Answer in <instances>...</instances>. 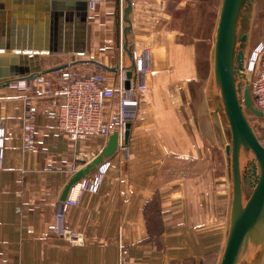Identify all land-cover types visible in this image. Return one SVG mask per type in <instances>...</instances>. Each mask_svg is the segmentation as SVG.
I'll use <instances>...</instances> for the list:
<instances>
[{"label": "crops", "instance_id": "0c3cea01", "mask_svg": "<svg viewBox=\"0 0 264 264\" xmlns=\"http://www.w3.org/2000/svg\"><path fill=\"white\" fill-rule=\"evenodd\" d=\"M256 1L253 21L264 12L258 9L264 0ZM131 3V48L137 56L149 53L150 69L126 150L119 147L108 161L100 191L82 192L78 185L71 191L79 205L68 209L64 224L80 242L60 235L56 213L70 179L102 153L108 137L71 140L57 129L48 114L54 109L47 112L49 103L43 101L36 148L25 151L24 95L11 86L1 88L6 148L0 171V264L221 263L232 182L228 155L217 148L221 126L216 123L210 134L201 113L204 106L203 113L209 112L204 95L218 93L209 62L223 0ZM116 4L100 0L90 11L86 55H66L74 58L73 70L100 72L112 88L131 65L123 50L127 25L122 20L118 29ZM25 7L35 11L39 5L25 0ZM126 7L122 0V18ZM105 111L108 125L117 102H107ZM239 264H264V241L250 239Z\"/></svg>", "mask_w": 264, "mask_h": 264}, {"label": "water", "instance_id": "95a60500", "mask_svg": "<svg viewBox=\"0 0 264 264\" xmlns=\"http://www.w3.org/2000/svg\"><path fill=\"white\" fill-rule=\"evenodd\" d=\"M33 0H31L32 3ZM127 3L121 17V2L117 0L118 29L123 22L125 42L123 50L131 61L124 67L125 86L130 88L136 79V63L129 41L132 9ZM34 11L25 7V0H0V90L18 81H33L42 75L68 68L71 64L44 69V55H75L87 53V30L90 0H36ZM255 0H223L217 27L214 53V79L221 96L223 111L229 123L231 144L226 153L231 158L233 200L231 224L220 264H239L248 241H264V146L260 143L246 111L264 118L255 108L246 80L245 45L249 36H240L243 19L251 12ZM264 45V41H263ZM119 65V63H118ZM119 67L114 69L118 72ZM0 125L3 126L2 122ZM133 123L126 125L124 145H128ZM120 134L112 133L102 151L91 163L78 171L64 188L60 201L66 202L73 188L92 175L103 163L116 155ZM250 156L248 179L251 192L245 200L246 183L242 160Z\"/></svg>", "mask_w": 264, "mask_h": 264}, {"label": "built area", "instance_id": "2783aa9c", "mask_svg": "<svg viewBox=\"0 0 264 264\" xmlns=\"http://www.w3.org/2000/svg\"><path fill=\"white\" fill-rule=\"evenodd\" d=\"M100 0H90V11L95 9ZM136 63V79L131 82L129 89L126 88V74L121 72L120 84L110 87L108 80L100 72L88 75L68 68L42 75L33 81H18L11 85L12 88L23 94L24 102V150L32 151L36 148L35 134L37 131V115L39 105L47 101V112L55 121L57 129L67 135L73 141H79L86 137H109L112 133L120 134V147L124 151V135L126 125L133 123L139 113L140 95L145 88V77L150 69V55L146 51L142 55H134ZM246 76L243 91L249 86L256 109L264 112V47L257 55L252 54L246 58L244 65ZM243 81V82H244ZM39 88L36 90V88ZM64 100L60 103L59 100ZM117 102V113L113 115L108 125L104 124L105 104ZM46 111V109H45ZM6 148V130L0 125V171L4 167ZM110 163H103L93 178L84 179L78 186L81 191L98 193L102 187L105 174ZM74 191V190H73ZM79 205V199L70 193L66 202L60 204L56 213V230L60 235L67 237L70 241L80 242L78 233L65 226V217L71 207Z\"/></svg>", "mask_w": 264, "mask_h": 264}, {"label": "rangeland", "instance_id": "374dc122", "mask_svg": "<svg viewBox=\"0 0 264 264\" xmlns=\"http://www.w3.org/2000/svg\"><path fill=\"white\" fill-rule=\"evenodd\" d=\"M255 3L252 6V10L250 13L246 15V17L243 19L239 32L240 36L242 34H247L249 36L248 42L245 45V55L246 58H250L255 51V49L258 47L260 43H263L264 41V12H259L258 19L256 21H253V11ZM264 9V6H259L258 9L262 11ZM257 10V9H256ZM215 53V52H214ZM73 57H69L66 55H44L42 58L43 67L44 69H50V67H57L61 63H71L73 61ZM210 64V77L214 79V57L213 62L212 60L209 62ZM213 67V68H212ZM81 71V70H78ZM244 81V80H243ZM242 84H245V81ZM219 93V90H218ZM217 91L211 92L210 95H204L203 102H205L208 105V114H204L203 110L206 109L207 106L202 107V113H201V121L203 123V126L205 129L210 132V134L214 133L213 129L216 126V123L221 126L222 133L224 134L223 139L220 144L217 143V148L222 150V152L226 153V147L231 144V132L229 123L227 121V118L225 116V113L223 111L222 102H221V96L220 93L218 94ZM247 117L248 120L258 137L260 143L264 146V118L257 117L253 115L249 110H247ZM210 121V124L209 122ZM213 142H215V138L213 139ZM227 154V153H226ZM228 157V156H227ZM250 156L244 155L242 160V169H243V175L245 177V180L248 178V169H249V162H250ZM228 166L230 171V180L232 182V169H231V158L228 157ZM251 190H247L245 193V200H247ZM230 197L233 200V186L231 183L230 186ZM231 200V202H232Z\"/></svg>", "mask_w": 264, "mask_h": 264}, {"label": "bare ground", "instance_id": "6f19581e", "mask_svg": "<svg viewBox=\"0 0 264 264\" xmlns=\"http://www.w3.org/2000/svg\"><path fill=\"white\" fill-rule=\"evenodd\" d=\"M263 47H264L263 43H260V44L258 45V47L255 49V51L253 52V54L257 55V53L259 52V50H260L261 48H263ZM246 112H247V111H246Z\"/></svg>", "mask_w": 264, "mask_h": 264}, {"label": "flooded vegetation", "instance_id": "af4514ba", "mask_svg": "<svg viewBox=\"0 0 264 264\" xmlns=\"http://www.w3.org/2000/svg\"><path fill=\"white\" fill-rule=\"evenodd\" d=\"M249 180H250V179H248V178H247V180H245V183H246V191H247V190H251V188H250V184H249Z\"/></svg>", "mask_w": 264, "mask_h": 264}]
</instances>
